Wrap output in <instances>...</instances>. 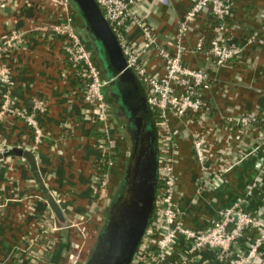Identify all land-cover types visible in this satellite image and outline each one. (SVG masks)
<instances>
[{
	"label": "crops",
	"instance_id": "1",
	"mask_svg": "<svg viewBox=\"0 0 264 264\" xmlns=\"http://www.w3.org/2000/svg\"><path fill=\"white\" fill-rule=\"evenodd\" d=\"M195 1L168 0L165 6L155 0H134L130 9L149 25L159 43L167 46L176 40L178 25ZM234 1L233 15L222 37L238 45L242 52L230 65L218 68L211 56L192 51L200 38L208 43L217 35V24L208 13L198 16L193 30L183 39L187 48L184 63L191 69L206 70L211 82V89L205 93V111L186 120H173L179 145L176 199L184 212L185 225L192 229L209 226L220 209L241 198L246 199V210L264 213V168L261 172L256 168L258 163H264V128L259 121L264 115V0ZM38 4V0L29 4L12 0L0 7V37L14 29L27 34L24 46L5 54L3 61L11 66L12 95L19 108L30 111L35 98L45 102L47 111L37 116L44 137L36 144L23 120L6 115L0 120V152L13 148L32 151L45 185L62 200L59 206L66 223L89 218L90 230H97L102 198L93 174L100 159L101 134L84 102V80L70 71L62 41L45 40L30 32L36 24L59 20L56 11L42 10ZM74 11L77 33L90 47L103 78L110 80L104 93L111 107L120 165L127 145L121 136L123 122L112 114L117 93L112 82L118 79L108 77L103 70L85 22L75 8ZM127 36L130 40H142L137 29ZM147 67L152 75L164 73L162 61L153 53ZM127 81L133 84L130 79ZM2 94L0 84V104ZM243 118H256L253 120L258 122L248 121L242 127ZM200 132L209 136L207 170L201 169L192 150L193 139ZM256 148L259 150L253 151ZM245 156L247 159L234 165ZM45 210L52 211L28 163L19 157L1 160L0 264L35 263L25 254H16L26 249L27 241L35 246L42 243L39 222ZM58 238L52 256H48L53 262L67 264L63 253L75 240V232L63 230ZM212 257L209 252L202 253L195 262L217 264ZM254 264H261V257Z\"/></svg>",
	"mask_w": 264,
	"mask_h": 264
},
{
	"label": "built area",
	"instance_id": "2",
	"mask_svg": "<svg viewBox=\"0 0 264 264\" xmlns=\"http://www.w3.org/2000/svg\"><path fill=\"white\" fill-rule=\"evenodd\" d=\"M10 1L12 2L0 0V7L4 8ZM155 1L168 5V0ZM25 2L29 4L32 0ZM38 2L42 10L56 11L59 20L51 24H36L30 32L45 40H61L70 71L78 73L84 80V102L90 107L93 121L101 134L100 159L93 174V181L101 197V192L108 189L110 171L115 164V126L110 116L111 107L104 93L110 80L103 78L102 70L90 47L77 33L76 15L71 0ZM95 2L117 38L127 69L135 74L144 88L149 109L158 118V178L161 187L155 200V217L146 230L132 264H165L177 250L181 252L182 260L175 264H196L197 256L206 252L213 255L212 258L217 264H254L260 257L261 264H264V213L246 210V199H238L231 206L220 209L212 223L203 229H192L185 225L184 212L176 199L178 178L175 165L179 145L173 130V120H186L205 111V93L211 89L210 75L206 70L191 69L184 63L183 57L187 48L183 39L193 30L198 16L208 13L217 24V35L208 43L200 38L192 51L211 56L218 68L230 65L242 52L238 45L226 42L222 37L227 22L233 15L235 1H195L178 25L176 40L167 46L160 44L149 25L131 12L130 7L134 0ZM134 29L140 31L142 40L128 38L127 34ZM26 36L25 32L14 29L0 37V84L3 86L0 120L6 115L23 120L32 131L35 143L39 144L43 140L44 132L37 116L47 111L46 104L35 98L30 111L19 108L12 95L14 81L11 66L3 61L5 54L24 46ZM152 53L163 63L164 73L161 76L152 75L148 70V58ZM253 119L256 118H243L240 121L242 127L247 126L248 121H257ZM259 121L264 128V115ZM208 138L207 133L200 132L195 135L192 143L195 159L202 170L210 168L206 155ZM258 150L256 148L253 151ZM245 159L247 156L234 165ZM103 164L107 166V171L100 174V165ZM256 168L261 172L264 163H258ZM249 193L251 194L250 188ZM52 195L60 205L62 200ZM100 221L101 214L97 220L99 225ZM89 223V218H81L79 222L70 221L62 226L52 211L45 210L39 222L42 243L35 246L27 241L26 249L16 256L25 254L34 264H60L51 261L48 255L52 256L58 244V234L62 230L70 229L75 232V240L67 252L64 250V257L67 264H84L98 232V229L90 230ZM248 231H255V237L248 238Z\"/></svg>",
	"mask_w": 264,
	"mask_h": 264
},
{
	"label": "flooded vegetation",
	"instance_id": "3",
	"mask_svg": "<svg viewBox=\"0 0 264 264\" xmlns=\"http://www.w3.org/2000/svg\"><path fill=\"white\" fill-rule=\"evenodd\" d=\"M112 83L114 92H117L115 100H113L112 114L123 122V134L121 136L126 140L127 150L123 157L121 156V162L118 165L120 152L119 148L115 146V164L110 171L108 189L101 192V221L96 244L84 264H88L93 256L99 242V236L110 220L113 218L116 223H122L127 227L128 222H133L139 212L151 202L154 186H156V188L154 187L156 200L158 185L160 184L158 178V134L145 93L139 83L134 85L126 83L125 85L119 80ZM125 227L121 228L124 229ZM114 263L115 261H112V264Z\"/></svg>",
	"mask_w": 264,
	"mask_h": 264
},
{
	"label": "water",
	"instance_id": "4",
	"mask_svg": "<svg viewBox=\"0 0 264 264\" xmlns=\"http://www.w3.org/2000/svg\"><path fill=\"white\" fill-rule=\"evenodd\" d=\"M71 2L85 22L86 29L95 43L100 64L107 76L116 77L120 83H125V85L129 79L133 82L132 85L137 84L134 73L127 69L126 60L117 38L95 0H71ZM8 157L23 158L28 163L30 171L52 212L58 221L64 224L62 210L41 177L34 153L22 148L7 149L0 152V161ZM154 187L156 188V186ZM154 187L152 188L151 202L139 212L133 222H128L127 227L122 223H116L113 218L110 220L99 236L97 248L88 264H112V261H115L114 264H132L153 215L154 195H156ZM121 227L125 228L122 229Z\"/></svg>",
	"mask_w": 264,
	"mask_h": 264
},
{
	"label": "trees",
	"instance_id": "5",
	"mask_svg": "<svg viewBox=\"0 0 264 264\" xmlns=\"http://www.w3.org/2000/svg\"><path fill=\"white\" fill-rule=\"evenodd\" d=\"M97 56H98V52H97ZM99 58V57H98ZM100 60V59H99ZM153 119H154V124L156 125L157 124V122H158V118L155 116V114H153ZM157 130V129H156ZM105 171H107V166L105 165V164H103V165H100V170H99V173L101 174V173H103V172H105ZM161 186H160V184L158 185V189L160 188ZM154 217H155V209H154V211H153V217H152V219H154ZM246 235H247V237L248 238H250V239H252V238H254L255 237V235H256V232L255 231H248L247 233H246ZM91 253V250L89 251V254ZM182 255H181V252L180 251H176L171 257H170V259H168L167 260V262L165 263V264H175V263H177L178 261H181L182 260V257H181Z\"/></svg>",
	"mask_w": 264,
	"mask_h": 264
},
{
	"label": "rangeland",
	"instance_id": "6",
	"mask_svg": "<svg viewBox=\"0 0 264 264\" xmlns=\"http://www.w3.org/2000/svg\"><path fill=\"white\" fill-rule=\"evenodd\" d=\"M62 226H66V221L64 222V224H62ZM63 231V230H62ZM95 244H96V240L94 241V245H92V249L91 250H93V247L95 246ZM90 246V245H89ZM88 246V247H89ZM90 249V248H89ZM92 252V251H91Z\"/></svg>",
	"mask_w": 264,
	"mask_h": 264
}]
</instances>
